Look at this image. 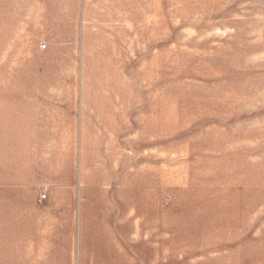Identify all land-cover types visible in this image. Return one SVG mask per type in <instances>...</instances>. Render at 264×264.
Returning <instances> with one entry per match:
<instances>
[{"label": "rangeland", "instance_id": "obj_1", "mask_svg": "<svg viewBox=\"0 0 264 264\" xmlns=\"http://www.w3.org/2000/svg\"><path fill=\"white\" fill-rule=\"evenodd\" d=\"M0 264H264V0H0Z\"/></svg>", "mask_w": 264, "mask_h": 264}, {"label": "built area", "instance_id": "obj_2", "mask_svg": "<svg viewBox=\"0 0 264 264\" xmlns=\"http://www.w3.org/2000/svg\"><path fill=\"white\" fill-rule=\"evenodd\" d=\"M43 48H46V46H44Z\"/></svg>", "mask_w": 264, "mask_h": 264}]
</instances>
